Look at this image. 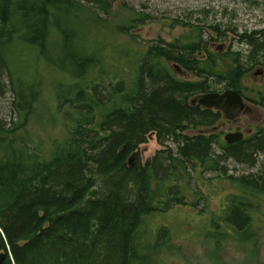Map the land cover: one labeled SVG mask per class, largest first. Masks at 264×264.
Returning <instances> with one entry per match:
<instances>
[{
  "label": "trees",
  "instance_id": "trees-1",
  "mask_svg": "<svg viewBox=\"0 0 264 264\" xmlns=\"http://www.w3.org/2000/svg\"><path fill=\"white\" fill-rule=\"evenodd\" d=\"M112 5L0 0V264H149V250L157 254L166 232L162 228L147 248L145 219L165 213L170 203L188 205L169 181L195 173L221 180L229 163L257 170L224 178L235 193L218 217L238 237H249L256 227L258 200L264 199V128L233 144L221 135L182 133L221 119L217 111L192 105L194 97L224 90L244 96L243 79L264 69V30L239 35L240 52L214 54L200 24L122 4L130 21L115 25L118 32L145 23L192 32L185 41L157 40L131 60L125 48L115 47V60H127L125 80L106 67V53L93 37L105 21L99 11L109 15ZM174 65L195 80L180 79ZM44 70L64 78L53 93L66 132L42 151L23 131L40 120ZM255 95L253 103L264 105V81ZM150 132L159 138L170 133L174 150L157 153L144 166L127 164Z\"/></svg>",
  "mask_w": 264,
  "mask_h": 264
},
{
  "label": "rangeland",
  "instance_id": "rangeland-1",
  "mask_svg": "<svg viewBox=\"0 0 264 264\" xmlns=\"http://www.w3.org/2000/svg\"><path fill=\"white\" fill-rule=\"evenodd\" d=\"M122 4L146 13L157 8L158 12L154 13L156 15L169 11L171 13L166 15L169 18L178 17L185 22L200 24L203 33L201 38L203 41L211 38V42L207 43V50L214 54L240 52L242 46L238 43L239 35L264 30V0H113L109 15L104 16V13L99 11L101 20L105 21L101 23V29L94 33L93 37L106 53L108 59L106 67L112 69L114 76L116 74L124 77L125 80L128 78L127 60L124 57L118 62L115 60L117 56L115 47L125 48L126 54L131 55L128 60H131L133 54L144 51V46L157 40L165 43L179 39L185 41L192 32L179 26L164 27L160 23H145L134 28L131 26L125 32H118L114 28L115 25L128 26L130 21V13L122 7ZM209 26H217V28L212 29ZM130 37H134L137 42L133 43L134 40ZM112 63L115 67L110 66ZM230 65V60L225 58L224 67ZM19 68L20 64H17L16 69ZM258 71L259 73H256ZM42 73L45 82L40 86V104H42L40 106L43 108L39 111L41 117L38 123L33 120L26 125L23 132L28 134V139L33 145L44 151L50 142H60L66 130L62 116L57 111L58 104L53 93L56 82L58 80L63 82L64 78L49 70H44ZM177 76L183 80H195L184 70H180ZM263 81L264 69L257 67L252 69L241 82L248 104L236 124L231 126V131L237 127L241 134L245 135L255 132L258 128H264V105L258 106L253 103L256 99L255 91L261 88ZM248 99H252V102ZM4 103L0 102L1 105ZM0 116L3 117L2 114ZM195 133L194 130H187L182 135L192 137ZM169 134L159 138L155 132H150L146 136V141L126 158L127 164L132 160L131 165L137 163L144 166L157 153L165 152L167 148L174 150L173 138ZM256 170V167L248 168L229 163L226 172L219 177L222 181L218 180L216 175L207 174L201 177L198 173L190 178L170 180L168 184L178 187L179 194L188 205L174 206L170 203L165 213L145 219L142 241L147 248H151L153 240L162 228L166 232L165 237H161V240H166L165 244L160 250H156L157 254L152 256L149 250L151 257L149 264H264V199L258 200L260 207L255 219L256 227L247 238L236 236L218 217L226 198L235 193L224 178L229 175L237 178ZM195 176L201 177V180L196 179ZM214 218L215 224L211 226Z\"/></svg>",
  "mask_w": 264,
  "mask_h": 264
},
{
  "label": "water",
  "instance_id": "water-1",
  "mask_svg": "<svg viewBox=\"0 0 264 264\" xmlns=\"http://www.w3.org/2000/svg\"><path fill=\"white\" fill-rule=\"evenodd\" d=\"M177 73L180 72L178 66L174 65ZM256 73H259L256 72ZM255 73V74H256ZM192 105H198L202 109L213 110L221 113L222 118L228 122L236 121L245 111V103L241 95L234 90H225L222 93H207L199 95L191 100ZM241 133H229L223 137L226 144L238 143L242 141ZM129 160V165H131ZM3 259V254H0V262Z\"/></svg>",
  "mask_w": 264,
  "mask_h": 264
},
{
  "label": "flooded vegetation",
  "instance_id": "flooded-vegetation-1",
  "mask_svg": "<svg viewBox=\"0 0 264 264\" xmlns=\"http://www.w3.org/2000/svg\"><path fill=\"white\" fill-rule=\"evenodd\" d=\"M222 92H218V93H222ZM241 97L245 101V104H246V107H247V104L248 103L246 101V98L243 95H241ZM246 107H245L244 110H246ZM238 119L236 121H234V122H228V121L224 120L222 118V115H221V119L219 120V122H217V124H216L215 127H211V128H200L199 130H194L196 132L194 134V136L195 135H201V136H212V135H218L219 136V135H221L222 136V140H223V137L226 134H229V133H241L237 127L234 130L231 131V126H233L234 124H236V122L238 121ZM254 133L255 132H249L248 134H245V135L242 134V138L243 139H246L247 137H249L250 135H252Z\"/></svg>",
  "mask_w": 264,
  "mask_h": 264
}]
</instances>
